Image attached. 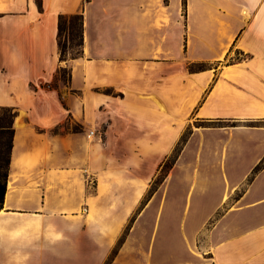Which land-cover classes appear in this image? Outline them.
Listing matches in <instances>:
<instances>
[{
    "label": "crops",
    "instance_id": "crops-1",
    "mask_svg": "<svg viewBox=\"0 0 264 264\" xmlns=\"http://www.w3.org/2000/svg\"><path fill=\"white\" fill-rule=\"evenodd\" d=\"M40 2L0 0V264H264V0ZM76 13L83 55L60 60ZM192 116L240 125L194 128L142 205Z\"/></svg>",
    "mask_w": 264,
    "mask_h": 264
},
{
    "label": "trees",
    "instance_id": "trees-1",
    "mask_svg": "<svg viewBox=\"0 0 264 264\" xmlns=\"http://www.w3.org/2000/svg\"><path fill=\"white\" fill-rule=\"evenodd\" d=\"M39 7H41L40 0H36ZM182 7H185V0H182ZM57 44L59 51V59L65 60L67 52L70 53V59H76L82 57L83 51V16L81 13L72 15H59L57 23ZM240 60V59H239ZM205 66L204 63L191 64L189 67L202 68ZM56 73H62L60 81L64 84L70 78V69L67 67H60ZM66 75V78H65ZM57 76L55 74L54 80L49 84L42 85L43 88L52 89L55 88ZM16 112L10 108L0 107V209L2 208L3 199L6 191V181L8 177L10 154L12 149L13 140V120ZM62 128H71L73 131H79V126L72 125L71 127L67 124L61 125ZM60 127H55L53 132H57ZM189 133H183L180 140L177 142L172 153L165 158L159 165L158 172L153 179L147 195L143 199L142 205L149 200L151 195L157 190L159 185L163 182L168 172L175 163L178 155L180 154ZM264 166V158L254 167L252 171L253 176ZM249 181V178H248Z\"/></svg>",
    "mask_w": 264,
    "mask_h": 264
},
{
    "label": "rangeland",
    "instance_id": "rangeland-1",
    "mask_svg": "<svg viewBox=\"0 0 264 264\" xmlns=\"http://www.w3.org/2000/svg\"><path fill=\"white\" fill-rule=\"evenodd\" d=\"M66 58H70V53L67 52V54L65 55V59ZM245 58L243 53H240L238 51H233L231 53L230 56L227 57V59L225 60V62H234L236 60ZM61 74L62 73H56L57 76V81L55 83L56 86H58V84H64L63 82L60 81L61 79ZM66 78V75H65ZM240 123L234 122V121H201L199 119H196L194 116L191 117L189 126L187 127V129L185 130V133H191V131L194 128H199V129H218V128H222V129H231L233 127H237L239 126ZM184 207H181V209ZM228 208V207H221L217 213H215L213 215V217L209 220V222L207 223V225L205 226V229H208L212 223H214V221L216 220V218H218L220 216V214L223 213V211ZM205 231V230H204Z\"/></svg>",
    "mask_w": 264,
    "mask_h": 264
},
{
    "label": "built area",
    "instance_id": "built-area-1",
    "mask_svg": "<svg viewBox=\"0 0 264 264\" xmlns=\"http://www.w3.org/2000/svg\"><path fill=\"white\" fill-rule=\"evenodd\" d=\"M92 133V132H91Z\"/></svg>",
    "mask_w": 264,
    "mask_h": 264
}]
</instances>
